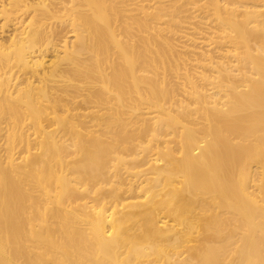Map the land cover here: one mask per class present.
Here are the masks:
<instances>
[{
	"label": "bare ground",
	"instance_id": "1",
	"mask_svg": "<svg viewBox=\"0 0 264 264\" xmlns=\"http://www.w3.org/2000/svg\"><path fill=\"white\" fill-rule=\"evenodd\" d=\"M238 242L264 264V0H0V264Z\"/></svg>",
	"mask_w": 264,
	"mask_h": 264
},
{
	"label": "rangeland",
	"instance_id": "2",
	"mask_svg": "<svg viewBox=\"0 0 264 264\" xmlns=\"http://www.w3.org/2000/svg\"><path fill=\"white\" fill-rule=\"evenodd\" d=\"M175 43H173L172 45L174 46V49L173 50H179V51H181V49L179 48V45H181V44H178V42H176L175 40H173ZM178 44V45H177ZM174 51L175 52V54H174V52H173V54H174V58L176 59V60H172V62H169L168 64H166V66L165 65H162V64H160V69L158 70L160 73L161 72H163V73H159L160 74V76H161V78L163 77L162 75H164V78L166 77L167 78V76H168V80H170V81H168L167 80V82H169L168 84H169V86H171V83L173 84L172 86H171V88L173 89H176L177 88V90L176 91H179L178 89L180 88V86H178V85H176L177 84V80L175 79V74H174V72H172V70L173 71H175V70H179V72L180 71H184V69H186V70H188L189 68H192V69H190V70H188L187 72H189V71H192L193 70V72H194V75H193V72H189L188 74V76H192L191 78H195L194 79V81L196 80V79H199V78H196V75L199 73V70L197 71V69L194 67V69H193V67L192 66H190L189 64H187V63H190V61L189 62H187L188 60H190L191 59V57H193L190 53H188V52H179L178 50L177 51ZM176 52H178V53H176ZM184 53V54H183ZM185 53H186V55H185ZM188 53V54H187ZM178 54V55H177ZM190 55H191V57H190ZM189 56V57H188ZM179 57V58H178ZM188 57V58H187ZM181 59V60H180ZM186 60V61H185ZM180 61V62H179ZM184 62V63H183ZM186 62V63H185ZM184 64V66H183V64ZM182 64V65H181ZM163 66V67H162ZM165 66V67H164ZM167 66H169V67H167ZM177 66V67H176ZM189 66V67H188ZM162 67V68H161ZM167 67V68H166ZM184 67V68H183ZM164 68V69H163ZM172 69V70H168V69ZM175 68H178V69H175ZM181 68V69H180ZM166 71H170V73L169 72H167L166 73ZM165 72V73H164ZM195 72H198V73H195ZM173 73V74H172ZM191 73H192V75H191ZM159 76V75H158ZM160 76L158 77V83L159 82H161V80L163 79H161L160 78ZM175 79V80H173V82L175 83H173L172 82V79ZM197 77H199V74H198V76ZM166 80V79H165ZM181 80H183V79H181ZM198 81V82H197ZM197 81H195V82H197V84H199V83H201V82H199L200 80H197ZM181 82V81H180ZM203 83V82H202ZM175 85V86H174ZM170 88V87H169ZM203 88V87H202ZM206 88H208L207 86H204V88L203 89H206ZM175 92V91H174ZM175 93H177V92H175ZM206 93H209V91L208 92H206ZM42 124H44V122L42 123ZM31 131V130H30ZM5 151H2V153H1V155H2V162L3 161H6V159H5ZM253 165H255V163H252L251 164V166H253ZM254 168V167H253ZM248 227L247 226H243L242 227V230L240 231L241 233H244V232H246V229H247ZM237 246H238V251H237V253L235 254V255H243V256H241V257H235L236 258V263H238V264H244V263H246V262H248V260H249V258L247 257V254H246V252H244L243 254H240V252H239V250L243 247L242 245H240V242H238L237 243ZM258 247H262V246H259V245H257ZM216 252V258L218 259V260H220L219 261V264H228L229 263V261L231 260V257H230V254H228L227 252L226 253H223V252H220V251H215ZM261 255H264V252H261L260 253ZM215 259V257L214 258H212V259H210V261H213Z\"/></svg>",
	"mask_w": 264,
	"mask_h": 264
}]
</instances>
